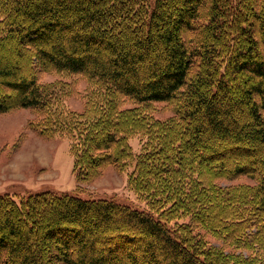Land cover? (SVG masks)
Segmentation results:
<instances>
[{"label": "trees", "instance_id": "16d2710c", "mask_svg": "<svg viewBox=\"0 0 264 264\" xmlns=\"http://www.w3.org/2000/svg\"><path fill=\"white\" fill-rule=\"evenodd\" d=\"M258 39L264 42V0H0V115L31 110L37 117L29 128L39 137L67 138L78 184L135 162L128 184L150 202L139 211L51 192L19 202L0 196V264H252L211 247L197 230L228 248L264 253V173L242 162L254 152L234 144L251 141L264 163ZM159 47L160 60L152 56ZM45 73L83 78L86 110L68 111L60 82L44 83ZM237 74L246 85L221 108ZM161 103L174 106L175 116L156 118L152 108ZM243 106L252 121L239 127L225 116ZM208 134L219 142L206 145ZM136 135L144 139L138 157L129 144ZM220 158L237 164L227 174L254 185L237 192L206 186L200 171L212 166L219 177ZM169 181L179 185L178 200L168 197ZM214 200L229 212L209 215ZM97 240L104 246L95 253ZM160 250L167 251L161 260Z\"/></svg>", "mask_w": 264, "mask_h": 264}, {"label": "rangeland", "instance_id": "374dc122", "mask_svg": "<svg viewBox=\"0 0 264 264\" xmlns=\"http://www.w3.org/2000/svg\"><path fill=\"white\" fill-rule=\"evenodd\" d=\"M256 7H253L252 12H255ZM173 11L174 8L171 7ZM257 27L254 17L250 20ZM190 35L187 36L189 38ZM200 37V32L193 34L191 37ZM188 41V39H187ZM248 42H246V45ZM96 47V45H95ZM257 60L264 61V42L258 39L256 46ZM152 56H157L158 59H162L164 53L161 51V47L152 52ZM229 57V51L224 56ZM226 64V61L224 62ZM224 65H222L223 67ZM200 67V66H199ZM201 69V67H200ZM206 69V67H205ZM22 71L27 69L22 66ZM43 75L44 83L60 82V88L65 91L66 96L63 100L64 106L68 111L81 114L86 110V96L88 93L86 81L83 78L76 76H63L56 73H45ZM245 76L242 74L236 76L235 84L231 85V92L225 100H221L220 107L227 105L232 98H238L240 88L244 86ZM257 83V79L252 84ZM246 85V83H245ZM154 116L162 121L175 116L176 108L170 106L168 103L155 104L152 108ZM247 107L243 106L240 109H234L229 113V116H225L229 122H235L237 126L244 127L251 123V118L247 116ZM37 115L28 109H20L13 112H8L0 115V196L9 195L15 201L19 202L21 198L28 197L43 192H51L56 195H76L82 199L88 200H109L121 205H127L133 209L139 211L150 210V202L146 198V195L131 188L128 184L129 179L133 175L135 168V162L131 165H127L121 170H116L112 167L106 168L102 174L98 175L92 181L78 184L77 177L74 173V160L70 153L71 142L67 138L55 136L49 140L39 137L29 128V121L35 120ZM197 119V117H196ZM202 128L207 129V124L202 123ZM220 139L214 137L212 134H208L205 139L206 145L212 146L217 144ZM230 141V140H229ZM232 141V139H231ZM144 139L138 135L130 138L129 144L131 146V152L134 157H138ZM221 143H227V140H222ZM242 145L249 148L253 155L244 157L242 162L245 165L253 166L258 173H264V163H258L260 159L259 153L256 155L255 150H252L253 143L248 140H235L234 144ZM227 156V155H226ZM224 156L223 158H227ZM235 156V155H233ZM220 158V162L225 163V169L220 170L221 175L216 176L218 169L209 167L208 172L200 171L205 177L204 181L206 186H218L220 188H227L231 191L237 192L242 189V186H253L254 181L241 176H232L227 174L233 171L237 166L235 161L229 159ZM239 160L238 156L234 158ZM255 159V160H254ZM255 161V162H254ZM262 161V160H261ZM181 175H177L174 179L178 180ZM229 178V179H225ZM186 180V179H183ZM158 183V182H155ZM171 184V194L168 195L172 201L178 200L179 195L176 193L179 190V185L173 184L172 181L167 182ZM153 192V191H152ZM210 206V214L214 213L224 214L223 209L226 208L229 212L231 206L228 203H218V200H214ZM171 219V217L169 218ZM190 217L185 219H174L167 222L168 228H173L175 225H180L189 221ZM100 231V230H97ZM197 233L200 237L208 242L211 247L224 249V253L228 255H240L243 259L252 260V264H264V253L260 251L258 255H255V249H233L228 248L227 245L211 234L208 230L199 226ZM98 238L99 235L97 236ZM97 238V239H98ZM103 242L97 240L94 244V249L91 251L98 253L104 246ZM254 244L253 247H256ZM86 252L88 250L86 249ZM167 251L164 253L166 254ZM171 253V251L169 250ZM163 250H160L158 259L163 258ZM94 253L92 254V256ZM141 258V255L138 256ZM144 259H141L142 264H145Z\"/></svg>", "mask_w": 264, "mask_h": 264}]
</instances>
